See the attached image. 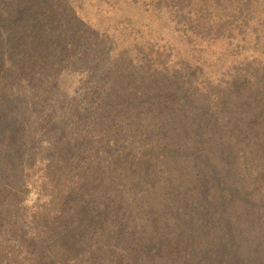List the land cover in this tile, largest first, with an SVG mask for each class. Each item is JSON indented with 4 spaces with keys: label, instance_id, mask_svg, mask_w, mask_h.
Here are the masks:
<instances>
[{
    "label": "trees",
    "instance_id": "1",
    "mask_svg": "<svg viewBox=\"0 0 264 264\" xmlns=\"http://www.w3.org/2000/svg\"><path fill=\"white\" fill-rule=\"evenodd\" d=\"M62 4L0 0V264H264V69L199 89L112 60Z\"/></svg>",
    "mask_w": 264,
    "mask_h": 264
},
{
    "label": "rangeland",
    "instance_id": "2",
    "mask_svg": "<svg viewBox=\"0 0 264 264\" xmlns=\"http://www.w3.org/2000/svg\"><path fill=\"white\" fill-rule=\"evenodd\" d=\"M39 1L43 5L63 2L65 29L77 32V37L88 31L98 33L101 48L110 49L112 60L124 55L137 66L149 64L157 71L189 68L199 89L206 81L216 85L227 80L235 75L234 68L246 63L255 62L264 69L263 3L259 8L253 5L250 11H239L225 0H189L191 7H182L186 14L177 15L175 0ZM189 12H200L205 20L197 23L196 15ZM74 14L82 23L72 19ZM215 34L224 37L215 38ZM141 59L142 63L137 62ZM71 76L64 77L61 91L72 96L79 89L81 76ZM36 200L37 194L30 191L25 206L31 207ZM258 205L262 214L264 199ZM229 225L238 238L242 237L244 225L240 220Z\"/></svg>",
    "mask_w": 264,
    "mask_h": 264
}]
</instances>
